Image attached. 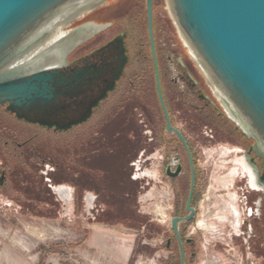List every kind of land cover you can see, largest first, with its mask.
<instances>
[{"label":"flooded vegetation","instance_id":"obj_1","mask_svg":"<svg viewBox=\"0 0 264 264\" xmlns=\"http://www.w3.org/2000/svg\"><path fill=\"white\" fill-rule=\"evenodd\" d=\"M125 1L128 0L109 1L85 14L83 20L93 19L79 25L92 22L108 27L90 37L60 63L65 76L77 70L86 75L94 73L93 78H86L87 82L91 79L94 95L104 90L117 69L122 68L113 89L92 108L85 122L66 131H57L16 119L7 110V104L0 106V119L17 124L16 132L11 131L9 136L0 133V192L10 197L19 211L44 212L55 205L52 195L65 202L70 200L69 189L57 182L60 177L71 183L77 197H81L77 191L78 183L84 187L96 185L97 190H91L95 191L97 200L105 192L101 184L118 179L130 185L124 195L131 201L129 220L140 229L143 214L139 205L155 181L161 192L165 219L162 231L165 239L160 245L168 253L162 264H181V258L183 264H196L200 257L208 254L201 243L200 231L204 223H196L204 208L202 198L206 194L204 189L211 166L207 163L215 162L218 152L228 150L230 166L221 174L231 169L233 155L240 160L236 162L237 180L232 188L241 199L244 218L229 244L215 241L211 248L225 250L226 247L231 252L236 248L242 256L252 250L264 264V177L262 160L251 151L253 141L242 136L232 123L207 79L191 59L184 42L181 40L183 48L168 39L167 30H160L158 34L161 35L155 40L153 0L152 34L167 124L156 87L147 34L146 2V28L139 30L137 43L136 34L130 35L127 23L134 30L136 19L141 20L142 14L137 11L133 16L128 17L125 13L121 17L122 12L116 8ZM133 2V8L137 10L139 0ZM110 9H114L112 21L97 22L108 18ZM116 25L120 27L117 34L103 37ZM118 36L124 46L122 66L117 51L108 48ZM131 41L133 45L137 44L134 51L130 48ZM87 96L91 97L90 93H84L82 97ZM205 150L212 153L207 159ZM95 157L96 162H91ZM109 174L110 180L107 179ZM233 174L231 171L229 176ZM92 201L89 196L87 203L90 205ZM102 205L107 212L115 210L104 202ZM188 216L190 218L184 220ZM177 219L178 239L172 226L173 220ZM193 225L196 227L192 228ZM227 228L225 226L221 234L226 236ZM225 255L230 257L231 254Z\"/></svg>","mask_w":264,"mask_h":264},{"label":"water","instance_id":"obj_2","mask_svg":"<svg viewBox=\"0 0 264 264\" xmlns=\"http://www.w3.org/2000/svg\"><path fill=\"white\" fill-rule=\"evenodd\" d=\"M109 1L115 0L92 3L88 11L67 24L68 35L26 59L55 29L56 17L63 10L86 1L0 0V106L7 104V110L16 119L57 131L85 122L92 108L113 89L122 68L117 69L104 90L94 95L91 79L86 80L87 76L93 78L94 73L86 75L77 70L65 76L60 63L108 27L92 22L71 26ZM145 2L156 87L168 124L152 34L153 0ZM167 4L181 33L218 88L215 97L242 136L253 141L251 151L262 160L264 177V0H167ZM108 48L117 51L122 66L125 57L121 36ZM56 53L60 55L52 64L43 65ZM84 93L91 97L83 98ZM187 209L192 214L189 206ZM177 221L173 220L172 226L178 239Z\"/></svg>","mask_w":264,"mask_h":264},{"label":"rangeland","instance_id":"obj_3","mask_svg":"<svg viewBox=\"0 0 264 264\" xmlns=\"http://www.w3.org/2000/svg\"><path fill=\"white\" fill-rule=\"evenodd\" d=\"M133 1H125L116 9L122 12L121 17H124L125 13L129 17L141 11L142 18L136 19L134 30L127 23L130 35L136 34L135 41L138 43L139 30L145 31L146 28L145 0H139L137 10L133 8L135 4ZM114 9L108 11L111 12L108 18L99 19L97 22H111L114 18ZM92 19L90 17L84 20ZM172 19L167 0H154L155 40L156 36L158 38L161 35L158 34L160 30L163 32L167 30L168 39H172L184 48ZM84 20L80 19L71 27L79 25ZM119 30L120 27L116 25L103 37L117 34ZM135 45L131 41V50L134 51ZM16 125L0 119V133L9 136L11 131L16 132L17 129L14 128ZM17 133L20 134V132ZM205 152L206 159L212 155L208 150ZM224 152L226 155H223ZM230 155L228 150H222L217 153L215 162L207 163V166H211L208 167V179L204 189L206 194L202 198L203 203L201 202L204 208L200 211L196 223H204L200 231L201 243L208 254L207 257H200L196 264H263L260 256L254 254L252 250L242 256L236 248L232 252L226 247H224L225 250L211 248L212 242L215 241L229 244L230 238L234 239L235 234L238 233L244 218L242 203L239 202L241 199L237 196L236 189L232 188L237 180L235 170L238 164L236 162L240 160L233 155L231 169L221 174L226 167L230 166V159H227ZM91 162H96V157ZM91 162L89 164H93ZM231 171H234L232 177L229 176ZM110 178L111 175L107 176V179L110 180ZM57 182L69 189L70 200L65 202L58 196L52 195L55 205L50 211H19L17 204L13 203L11 198L0 192V264L163 263L168 256L160 245L165 239V234L162 232L165 219L161 192L156 187L155 181H152L154 186L148 195L142 198L139 205L143 214L140 220L143 227L140 229L135 228L133 222L129 220L132 215L131 201L124 197L130 189L128 182L118 179L105 181L101 184L105 192L100 200L95 199L96 185L84 187L78 183L77 191L81 197H77L74 196L71 183H68L65 177H60ZM229 188L233 190L229 192ZM89 196L93 199L90 205L87 203ZM103 202L110 209L115 208V210L107 212L102 205ZM151 223L155 226L150 227ZM225 226L228 227L226 236L221 234ZM194 227L196 225L192 226ZM228 252L231 254L230 257L225 255Z\"/></svg>","mask_w":264,"mask_h":264},{"label":"bare ground","instance_id":"obj_4","mask_svg":"<svg viewBox=\"0 0 264 264\" xmlns=\"http://www.w3.org/2000/svg\"><path fill=\"white\" fill-rule=\"evenodd\" d=\"M86 3H76L75 5L69 6L67 7L65 10H63L57 17L56 20L58 21V23L56 24L57 26L55 27V29L48 35V37L40 44L38 45L29 55L28 57H26V59L30 58L32 55L36 54L37 52L41 51V50H45L48 47H50L51 45L55 44L57 41L61 40V38H63L64 36L68 35L69 33L66 32L65 27L67 26V24L73 20L74 18H78L79 16H81L82 14H84L86 11L89 10L90 5H92V3L98 2V0H85ZM170 14L172 16V20H174V16L171 12V10L169 9ZM174 24L176 26V28L178 29L179 36L181 38V40L184 42V46L187 47L189 54L191 55V59H193L196 64L198 65L201 73L205 76V78L207 79L210 87H212V90L218 94V88L216 87V85L214 84V81L211 79L210 75L208 74L207 70L204 68V66H202V63L200 61V59L198 58L196 52L194 51V49L192 48V46L189 44V42L186 40V38L184 37V35L181 33L178 24L176 22V20H174ZM62 50V48H61ZM60 55L59 53H56L54 56H52L51 58L46 59L43 63V65H49L52 64V62H54V60L56 59V56Z\"/></svg>","mask_w":264,"mask_h":264}]
</instances>
